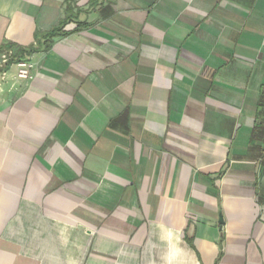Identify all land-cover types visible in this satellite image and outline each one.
<instances>
[{
  "label": "crops",
  "instance_id": "crops-1",
  "mask_svg": "<svg viewBox=\"0 0 264 264\" xmlns=\"http://www.w3.org/2000/svg\"><path fill=\"white\" fill-rule=\"evenodd\" d=\"M0 46V264H264V0H0Z\"/></svg>",
  "mask_w": 264,
  "mask_h": 264
},
{
  "label": "built area",
  "instance_id": "built-area-1",
  "mask_svg": "<svg viewBox=\"0 0 264 264\" xmlns=\"http://www.w3.org/2000/svg\"><path fill=\"white\" fill-rule=\"evenodd\" d=\"M8 60L7 55H2V62L5 63ZM16 65V76L21 79H31L32 78V71L34 69V63L30 60L23 59L18 60L15 63ZM262 160L264 161V151L262 154ZM261 210L264 212V201L261 204Z\"/></svg>",
  "mask_w": 264,
  "mask_h": 264
},
{
  "label": "trees",
  "instance_id": "trees-1",
  "mask_svg": "<svg viewBox=\"0 0 264 264\" xmlns=\"http://www.w3.org/2000/svg\"><path fill=\"white\" fill-rule=\"evenodd\" d=\"M56 32H57V29H53L51 32H49V34H48V36L49 37H53L55 34H56ZM37 46H31V47H29V48H26V49H19V52L21 53H19V54H15V55H12L11 56V58H9L8 60H7V64H9V63H11V62H14V60L15 61H18V60H23V59H21V58H24L25 56L24 55H27V54H29V53H31V52H33L34 50H36V49H39L40 48V39H38L37 40ZM7 49H9V47H7V46H0V52H2V51H5V50H7ZM4 67H1V69H0V71L3 69Z\"/></svg>",
  "mask_w": 264,
  "mask_h": 264
}]
</instances>
